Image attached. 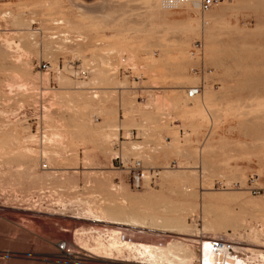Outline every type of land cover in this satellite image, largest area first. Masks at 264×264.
I'll list each match as a JSON object with an SVG mask.
<instances>
[{
  "label": "rangeland",
  "instance_id": "obj_1",
  "mask_svg": "<svg viewBox=\"0 0 264 264\" xmlns=\"http://www.w3.org/2000/svg\"><path fill=\"white\" fill-rule=\"evenodd\" d=\"M261 1L233 0L228 10L230 16L223 19L222 30L218 29L210 42L214 49L211 57L206 56L201 30L206 12L195 8L187 15L170 14L169 20L188 18L198 23H191L195 29L189 33L191 38L185 48V59L181 61L185 71H167L163 75L154 43L164 39L160 40L157 33L145 31L148 26L160 27L161 21H145L148 13L142 8L141 0H0V33L5 29L8 38H17V32L9 25L10 16L2 15L7 10H10L9 15L19 11L23 18L34 19L29 27L35 32L37 43L51 41L53 45L48 55L43 54L40 44L35 46L33 56L22 58L28 71L23 76H14L0 65V139L3 138L0 141L4 147L0 151V264H78L80 258H86L91 264H128L91 257L90 251L75 240L74 232L80 229L88 232L92 226L99 227V223L72 217L84 216V200L119 204L125 195L148 192L159 193L165 201L177 206L182 201L179 185L173 178L166 181L162 178L159 171L164 167L169 171L184 169L196 177L193 192L197 198L189 200L196 205L185 215L189 234L252 241L248 232V227L252 226L260 243H264V105L257 103L264 97V4L261 5ZM219 2L217 0L216 6H220ZM75 4H80L81 8ZM109 7L121 21L105 24L102 11ZM51 18H61L62 24H51ZM67 20L77 24L79 32L73 25L69 26ZM237 21L246 29L253 28L257 22L263 27L245 35L235 29ZM53 25L55 28L51 27ZM132 27L143 30L133 32ZM63 32L67 35L60 37ZM52 34L58 36L47 38ZM65 37L70 38L69 44L62 43ZM196 41L202 43V51L192 57L189 51ZM115 43H118L116 49L113 48ZM166 56L167 67H175L178 61L175 54ZM129 58L148 65L156 62L153 66L158 74L152 75L145 68L131 69ZM79 70H86L87 75L80 77ZM58 75L67 78L65 85L59 83ZM20 81L26 83L17 91L21 98L15 91ZM120 82L125 84L121 86ZM199 84L202 86L199 98H187L185 87ZM76 85H83L79 93L98 96L88 106L78 105L73 98L66 101ZM205 89L220 93L216 95H222V99L203 104L201 98ZM157 95L176 96L179 106L154 105ZM120 98L131 102L129 112L119 106ZM110 111H114L116 121L122 126L116 137L109 138L103 146L98 133L86 128V138H73L67 132L61 139L49 135L51 128L63 129L79 118L91 125L92 130L104 127ZM128 118L132 124L125 123ZM30 134H33L31 139ZM127 141L141 144L132 150L125 144ZM25 148L29 149L27 153H23ZM42 150L50 152V162L43 157ZM116 154L123 161L139 159L143 167L152 168L155 179L148 184L147 178L142 188H134L127 171L114 159ZM172 161L176 163L174 167L169 165ZM17 164L20 166L16 167ZM15 168H21L22 173L15 175ZM6 170L9 171L4 174ZM203 180L208 182L206 186ZM216 181L226 187L217 188ZM233 182H238L239 186L232 187ZM208 185L213 192L206 189ZM41 187L50 188L47 189L50 192L37 196L36 191ZM225 193L231 196L224 197ZM210 218L219 220V226L224 228L202 230V221ZM123 228L120 237L131 242L165 245L181 236L175 232ZM80 237L87 239L88 236ZM60 240L65 241L72 255L58 254L55 244ZM189 245L197 255L198 245ZM238 252L239 256L250 255L247 251ZM117 258L141 261L127 253ZM197 261L193 259V264Z\"/></svg>",
  "mask_w": 264,
  "mask_h": 264
},
{
  "label": "bare ground",
  "instance_id": "obj_2",
  "mask_svg": "<svg viewBox=\"0 0 264 264\" xmlns=\"http://www.w3.org/2000/svg\"><path fill=\"white\" fill-rule=\"evenodd\" d=\"M199 1L200 0H141V2H142L141 4H143L142 8L146 11V13H148V16H146L145 21L149 22L151 19H159L161 21L160 27L148 26L146 28L147 30H145V31L149 32V33H157L160 40L164 39V41H156L154 43V45L158 48V51H159L157 59H159L161 61V63L159 65H161V67H162L161 73H163V75L167 71H173L176 73H181V72L185 71V67L181 66V61L185 59V54H184L185 48L187 46L189 39L191 38L189 33L193 32L195 29V27L191 23L192 22L198 23L197 20L188 19V18L187 19L169 20L168 16L170 14H174V13H177V14L184 13L187 15L191 11H193V9L199 8ZM216 2H217V0L208 10L202 11V12H206V14L204 15L205 20L202 21L203 26H201V28H202L201 30H202V37L205 39V47H206V56L207 57H211V55L213 54L214 49L211 47L210 42L214 38L215 32L218 29L222 30V27H220V26H223V24H224L223 19L225 16V9L227 8V2H225L224 0H218V2L220 3V6H216L218 4V3L216 4ZM109 3H110V1H109ZM48 4H50V3H48ZM260 4L263 5L264 0H262L260 2ZM110 5H111V3H110ZM123 5L124 4H122L121 8L123 7ZM75 6L81 8L80 4H75ZM103 7H106V6L103 5ZM112 8L116 9L117 7L112 6ZM101 9H102V7H101ZM117 9H119V8H117ZM171 9H175V10H171ZM84 10H83V13L85 12ZM92 10H93V12L97 11V10L94 11L95 9H92ZM7 11L10 12V10H7ZM7 11L2 16L3 17H5V15L10 16L9 25L12 26L13 29H15V30L12 29L13 32L14 31L17 32V38L14 40H12V38H8L5 35V31H6L5 29L2 30L3 32L0 33V65L3 67L4 70L8 71L9 73L13 74L14 76H23V75L27 74L28 71H27V68L25 67L26 62H21L22 58L30 57V55L34 54L35 46H37V45L39 46L40 44H41V46H39V47H41V51L43 52V54L48 55L50 53V50L53 49V45H52L51 41L50 42H42V43L39 42L40 44L37 43V40L35 39V35H34L35 32L31 31V29L29 27L31 21H33L34 19L32 20V18H30V19L23 18V14L19 11L12 13L11 15H9L10 13ZM86 11L88 12L87 9H86ZM89 11H90V9H89ZM115 11H117V10H115ZM100 14H101V11H100ZM96 16H97V14H96ZM102 17L104 18L105 24L113 23V22L118 23L120 20L118 17H116L114 15V10L111 9L110 7L108 9L104 8V10L102 11ZM50 23L59 25V24H62V19L61 18H58V19L51 18ZM66 23L69 24V26L73 25V27L79 32V28L76 27L77 24H72L68 20L66 21ZM47 25H45V26H47ZM41 27H43V26H41ZM51 27H54V25ZM54 28H52V29H54ZM56 28H58V26ZM130 29H132L133 32L141 30V28H139V27H132ZM235 29H238L240 32H242L245 35L250 34L243 27L236 26ZM46 30H44V31H46ZM13 34H15V33H13ZM66 35H67V33H64V32L59 34L60 37L66 36ZM117 35H118V33L115 36H117ZM11 36H14V35H11ZM57 36L58 35H56V34H52L50 37L48 36L47 38H49L51 40V39H55ZM219 41H221V40H219ZM63 42L64 43L68 42V44H69L70 38L65 37L64 39H62V43ZM115 45L116 46L113 47L114 49L117 48L118 43H115ZM145 46H147V44H145ZM139 47H142V46H139ZM74 50H76V49H74ZM59 51H60V49H59ZM81 51H83V50H81ZM167 53H174L175 57L178 59L175 67H167V63H168L167 62V56H166ZM133 55H135V54H133ZM9 61H11L10 65H6L7 62H9ZM129 61H130L129 65H130L131 69H137V68L144 69L145 68V69H149V71L151 72L152 75L158 74V70L156 69L155 66H153L156 62L151 64V65H148L145 63H136L133 58H129ZM27 63H28V61H27ZM102 63H103V61H102ZM65 70H69V69L65 68ZM71 71H73V70H71ZM84 71H86V70H84ZM99 72H101V68L99 69ZM57 79H58L59 83L62 85H65L67 83V78L64 75H58ZM10 83H12V82H10ZM120 84L122 86L125 83L120 82ZM8 85L11 86L13 84H7V86ZM25 85H26V83L24 81L18 82L17 86H15V87H17L18 90H15V91L19 92V90H22L25 87ZM250 85H252V84H250ZM250 85H248V86H250ZM153 86H155V84H153ZM123 87H121V88H123ZM73 88H74V91L69 96L70 99L68 98V99H66V101H69V100L72 101V98H73V101H75L78 105L88 106V105H90L91 100H94L98 96V94H96V93L95 94L90 93V95L79 93L78 91L83 88V85H76ZM114 88H116V87H114ZM187 88L185 87V89H184L186 97H187V95H186ZM9 89H11V88H9ZM174 89H176V88H174ZM205 90H206V93L201 98L203 104H210L217 99H222V95H220V96L216 95L218 92L213 93V91L211 92L210 89L209 90L205 89ZM25 91H27V90H25ZM17 93H15V94L17 95ZM12 94L14 95V93H12ZM218 94H220V93H218ZM198 95H196L195 97H197ZM19 97H20V94H19ZM20 98H18V99L20 100ZM154 98H155L153 101L154 105L161 104V105L169 107V108H171V107L177 108L179 106V102H178L176 96L157 95ZM198 98H199V96H198ZM18 99H15V100H17V102H18L19 101ZM238 99H239V97H238ZM257 103L260 105H264V97H262V99L257 100ZM77 104H76V106H77ZM129 105H132L131 102H129V100H127L126 98H120L119 106L122 108V110L124 112H129ZM239 105L240 104L238 103V106ZM243 105H244V103H243ZM262 109H264V108H262ZM100 110L103 111L104 108L100 107ZM261 112H263V111H261ZM108 113H109V110H108ZM110 113H111V111H110ZM112 113H111V116L108 118V120L105 121L104 127H98V128H95L94 130H92L91 125L89 127L87 122H84L83 119L79 118L77 121L73 120L72 122H69L67 124V126L64 127L63 129L62 128H59V129L58 128H51L49 135L53 139H61L64 136V133L67 132V133H70V135L73 138H86V136H84V135L88 136V134L87 133L85 134V131H86V129H90L88 131H90V132L95 131L98 133L99 142L103 146V144L109 138L116 137V132L118 131L120 126H122L120 121L119 122L116 121L115 116H114V111H112ZM218 115H220V114H218ZM125 123L132 124L129 118L126 119ZM134 125H137V123H135ZM84 128H86V129L84 130ZM14 132H15V130H14ZM28 137L31 139V137H33V134L28 135ZM2 139H0V140H2ZM125 144L130 149L135 150V149H138V147L141 143H139L137 141H127V143H125ZM122 149H123V147H122ZM2 150H4L3 142L0 141V151H2ZM28 150L29 149L25 148L24 151L23 150L22 151H23V153L24 152L27 153ZM128 151H130V150H128ZM42 153H43V157L45 159H47L48 162H50V158L48 157L50 152L47 150H42ZM54 153H56V152H54ZM116 157H118V155ZM116 157H114V158H116ZM18 166H20V165L17 164L16 167H18ZM10 167L11 166H9L8 169ZM43 167H46V165H44ZM178 167L180 168L181 166H178ZM166 168L168 169V167H164V169L162 171H159V173L161 174L162 178H164L165 181H166V179L168 180V178H173L174 181L179 185V190H180V193L182 195V201L179 204L175 203V204H178L177 206L173 205L172 203L167 202V200L165 201V199L162 198L163 196H161L159 193H155V192H148V193L143 194V195H125L124 194L125 196L122 198V201L119 204L110 203V202H108V203H97L96 204L95 202L92 201L93 199L82 201V199L77 198V200L84 202V205H83L84 208L82 211L84 216H73L72 218H74L76 220L81 219V220H85V221H89V222L99 223L98 224L99 227H96V225L92 226L91 228L89 227L90 231H88V232H85L83 229L76 230L74 232V235L76 236L75 240L77 239L78 243L81 246L87 248L90 251V253L93 255V256L91 255V257L100 258L102 260L124 261V262H127L128 264H193V259H195V258L198 261L201 258H203L207 264H215L216 260H221V259H224L227 264H264V243H260L259 237L257 235V231L252 226L248 227V232H249V235L252 237V241H247V239H249L247 237H246L247 238L246 240H242V241L240 238H239L240 240L238 238H234V237L231 238L230 240H229V238L228 239L226 238L227 240H229L233 243V249L235 250V252H238V250L247 251L250 254L249 256H239V255L229 254L226 252H214L212 250L211 244L209 242V239L212 238L211 236L204 235V234L200 235L197 232H196L197 234H194V235L189 234L187 232V225H186L187 221L185 222V217H186L185 215L187 213H191L193 211L194 206L196 205V204L194 205L193 202L189 201L191 198L196 197L195 196L196 194H194L195 191L193 192V190H194L193 189L194 188L193 187V180L196 177H194L190 174H187L186 173L187 170L185 171L184 169H181V168H180L181 170H178V171H173V170L169 171ZM8 171L9 170H6V172H4V174H6ZM13 171H14L15 175H20L22 173L21 168H15ZM33 174H35V172ZM44 176H47V174H44ZM204 183L206 186L207 185L206 183H208V182L204 181ZM200 184H201V181H200ZM209 185H208V187H209ZM208 187L206 189H211L210 187L209 188ZM202 188H204V187H202ZM47 189L50 190V188H44V187L39 188L36 191L37 196L44 194L45 192H50ZM227 190H230V189L227 188ZM211 191L213 192V189H211ZM208 192H210V191L208 190ZM215 193H219V192L216 191ZM227 194H229L231 196V193H227ZM200 195H202V193H200ZM211 195H214V194H211ZM229 195H226V193H225L224 197L225 196L229 197ZM234 195H235V192H234ZM31 196H32V194H31ZM200 197H202V196H200ZM28 198L26 200H30ZM213 198L215 199L216 197H212L211 199H213ZM232 199H233V197H232ZM200 200H201V198H200ZM79 201H76V202H79ZM201 201H203V200H201ZM208 202H210V201H208ZM217 202H219V199ZM207 204L209 206V203H207ZM198 205H199V203H198ZM202 208L204 209V207H202ZM207 210H209V209H207ZM215 214H217V213H215ZM207 215H208V213H207ZM221 218L222 217H220L219 220H221ZM214 219H216V218H214ZM214 219H211V220L204 219L202 221L203 222L202 223V230H208L209 229V230L213 231V230H215L214 229L215 227L218 228V226L220 225V222H219V220H214ZM75 222H79V221H75ZM79 225H80V223H79ZM123 227H137V228H142V229H150V230H156V231H161V232L164 231V232H169V233L175 232L176 234L181 235V236H178L176 239L168 241L165 245H157V244L133 242V241L131 242V241H127V239L124 240L120 237V234H121L122 230L124 229ZM219 227H223V226H219ZM195 231H196V229H195ZM212 233H213L212 235H214V232H212ZM85 234H87V236H88L87 239H83L80 237L81 235H85ZM191 236H193V237H191ZM246 236H247V234H246ZM194 237H196V238H194ZM214 237L217 238L216 236H214ZM84 238H86V237H84ZM88 239L91 240L90 243H88V241H89ZM189 243L198 245L197 255L190 248ZM122 253H127L128 256L131 255L132 257H135L136 259L137 258L141 259V261H137V260L131 261V259L130 260L118 259L117 257L122 256ZM88 258H90V256H88Z\"/></svg>",
  "mask_w": 264,
  "mask_h": 264
},
{
  "label": "built area",
  "instance_id": "obj_3",
  "mask_svg": "<svg viewBox=\"0 0 264 264\" xmlns=\"http://www.w3.org/2000/svg\"><path fill=\"white\" fill-rule=\"evenodd\" d=\"M215 1L216 0H200L199 1L200 10L201 11L208 10L215 3ZM201 51H202V43L200 41H196L193 43V47L189 51V54L193 57L194 55H196V53H200ZM43 67L48 68L47 64H43ZM78 72L80 77H85L87 75V72L84 70L81 71L79 70ZM201 89L202 86L200 84L195 86H190L186 90V95L188 98H193L196 95L200 94ZM131 134H133V132H131ZM114 159H117L118 163H120V165L124 167V169L127 171L130 183L134 188H142L147 178H148V184H150L152 180L155 179L156 174L154 173L152 168L143 167L139 159H130L128 161H123L120 157H116ZM169 165L174 167L176 163L175 161H172L171 164ZM215 185L217 186V188L226 187V185L220 181H216ZM231 186L238 187L239 183L233 182L231 183ZM209 242L214 252H226L234 255L240 254L239 252H235V250L233 249V243L225 238L222 237L210 238ZM55 248L58 254L63 257L72 255L71 253L72 251L67 248L66 243L63 240L56 242ZM84 257H86V255H84ZM78 264H91V263L86 258H80ZM197 264H207V263L203 258H201L199 261H197ZM215 264H227V263L224 259H221V260H216Z\"/></svg>",
  "mask_w": 264,
  "mask_h": 264
},
{
  "label": "crops",
  "instance_id": "obj_4",
  "mask_svg": "<svg viewBox=\"0 0 264 264\" xmlns=\"http://www.w3.org/2000/svg\"><path fill=\"white\" fill-rule=\"evenodd\" d=\"M225 1L227 2V8L225 9V16H224V18L227 17V16H230V15H229V11H228V10H229V6H230V5H233V0H230V1H229V0H225ZM234 26H240V27H243L248 33H254V32L257 31L258 29H260L261 27H263V26L260 24V22H257L253 28H251V29H246L244 26L239 25L238 21H237V23H236Z\"/></svg>",
  "mask_w": 264,
  "mask_h": 264
}]
</instances>
